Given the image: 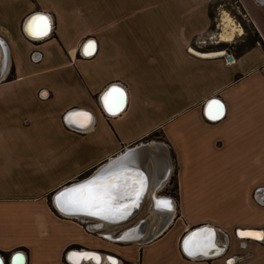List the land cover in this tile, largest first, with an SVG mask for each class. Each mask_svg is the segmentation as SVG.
Returning a JSON list of instances; mask_svg holds the SVG:
<instances>
[{
  "label": "crops",
  "instance_id": "crops-1",
  "mask_svg": "<svg viewBox=\"0 0 264 264\" xmlns=\"http://www.w3.org/2000/svg\"><path fill=\"white\" fill-rule=\"evenodd\" d=\"M217 1L0 0L7 48L0 79L1 256L21 251L24 264H64L67 249L86 248L123 264H264V241L235 234L264 230V191L257 195L264 189V0L218 1L222 8L229 2L235 20L245 15L255 36L243 47L224 45L236 38L217 44ZM35 15L48 18L42 39L26 31ZM112 88L124 92L125 107L115 115L105 109ZM214 100L222 111L211 120ZM80 123L88 128L79 130ZM154 132L162 135L158 151L171 159L177 187L176 196L166 185L155 192L175 208L160 234L144 244H116L102 231L89 232L99 228L96 220L54 208L55 193ZM143 205L163 221L149 195ZM156 227L146 223L144 235ZM196 228L205 229L194 234L201 241L189 247L194 253L225 242L224 251L187 255L184 244L192 245Z\"/></svg>",
  "mask_w": 264,
  "mask_h": 264
},
{
  "label": "water",
  "instance_id": "water-1",
  "mask_svg": "<svg viewBox=\"0 0 264 264\" xmlns=\"http://www.w3.org/2000/svg\"><path fill=\"white\" fill-rule=\"evenodd\" d=\"M49 34V32H48ZM46 34V36L48 35ZM46 36H38L34 37L36 39H42ZM1 40V39H0ZM90 40V39H88ZM87 40V41H88ZM2 41V40H1ZM3 44V46H1ZM0 47H4L5 51L7 48L5 47V43L2 41L0 43ZM5 55L4 50H2V60L0 61V79L5 75L7 66L4 67V58ZM232 59L231 55H227L226 60L230 62ZM7 63V60H6ZM5 68V69H4ZM115 86V85H110ZM125 107V104L123 108ZM123 108L116 111V114L120 113ZM104 112V108L102 109ZM71 112V111H69ZM71 113L66 114L68 116ZM65 116V120H66ZM213 120V119H211ZM86 125L84 128L79 130H86L88 127ZM153 142L154 144H149L148 142L145 143H139L138 145H134L131 148L124 151L121 155H118L114 157L113 159H110L107 161L106 164L101 166L98 170H96L91 176H88L87 178L77 181L75 183L69 184L59 190L57 193H55L51 198V203L54 206V208L61 214L72 217V218H82V219H93L98 222L99 228L97 230H93V232L103 231L104 225L108 226H117L121 225L128 220H130L133 216H135L139 210L141 205L144 202V199L146 195L150 196V199L153 203V210L156 211L157 214H159L163 221L160 222L157 229L150 230L149 232L145 234V221H141L138 224H135L131 227L125 228L121 230L120 232L115 235V237H110V235H103L104 239H107L109 241H112L116 244H131V243H139L144 244L154 237H156L158 234H160L168 225L170 216L174 212V205L172 204L171 199L164 198L160 196H155V192L162 190L164 186L167 183V180L169 178L170 172H171V159L168 157L167 154H163L159 152L158 150L162 149L163 144L159 142ZM159 157H162V159L165 161L164 163H158ZM150 170L152 172L150 173ZM97 179H104V180H110L112 184H119L121 187V190L123 193H126L123 196V199H120L117 201V207L114 209L113 213L108 216L107 219L103 218L105 214H98V215H86L84 212H75V213H69L68 211L61 210V207L58 206V197H61V193L68 191L69 189L75 188L78 185L81 184H87L90 181L97 180ZM141 184L143 185L141 189ZM261 191L263 192L264 189H258L257 195L259 196ZM139 193V199H136V194ZM62 199V197H61ZM262 201H264V198H262ZM162 202H169L170 208L165 206ZM173 205V206H172ZM89 229H93L92 227H89ZM202 228H196L194 229L196 232H194L195 235H199L203 230H199ZM155 230V231H154ZM199 230V231H198ZM244 232H254V233H264V230H257V229H236L235 234L236 236L243 240H254V241H264V239H257L251 236H242L240 233ZM192 240V239H191ZM194 241V240H192ZM227 242V241H226ZM201 247V246H200ZM226 247L225 242L219 247V249L211 246H206L207 253L211 252L212 250H215L213 254L206 255L208 256H216L219 255L224 251ZM202 248V247H201ZM14 254H19L24 257L23 253L21 251H17ZM86 254H92L96 255L101 258H106L110 260V258L114 259L116 261V264H123V261L121 258H119L116 255H113L111 253L102 251V250H89L86 248H72L67 250L65 254V261L66 264H73V258L76 255H86ZM71 258V259H70ZM0 260L4 262V264H13V259H5L3 256L0 255ZM25 262V261H24ZM23 262V264H24ZM81 264V263H79ZM83 264H97V261L95 260H87L86 258L83 259ZM99 264V261H98Z\"/></svg>",
  "mask_w": 264,
  "mask_h": 264
},
{
  "label": "snow or ice",
  "instance_id": "snow-or-ice-1",
  "mask_svg": "<svg viewBox=\"0 0 264 264\" xmlns=\"http://www.w3.org/2000/svg\"><path fill=\"white\" fill-rule=\"evenodd\" d=\"M49 28L48 18L43 15H35L28 22L26 31L29 35L38 37L47 33ZM91 45H89V48ZM105 109L111 114L115 115L116 110L120 108V105L124 101V92L119 88L109 89L104 95ZM209 107L213 108V113L209 115L210 119H216L220 116L222 111V105L219 101H212ZM90 121L88 114H82ZM81 128L85 127L84 123H80ZM143 185L141 184V189ZM123 193L119 184H112L110 180L97 179L90 181L87 184H81L75 188L69 189L66 192L61 193V197H58V206L61 210L68 211L69 213L84 212L86 215H98L105 214L103 218L107 219L111 215L114 209L117 207V201L123 199ZM136 199H139V193L136 194ZM165 206L170 208L169 202H162ZM240 235H253L252 233H240ZM258 239H264V233L255 236ZM211 243L209 247H211ZM184 251L187 255L193 256L192 249L189 248L188 243L184 244ZM200 255H207V252H199ZM92 259L96 260L98 264V258L95 256H81L80 259ZM71 259V258H70ZM23 256L17 254L13 257V264H23ZM0 264H4L0 260ZM73 264H77L76 260H73ZM115 264V261L112 262Z\"/></svg>",
  "mask_w": 264,
  "mask_h": 264
},
{
  "label": "rangeland",
  "instance_id": "rangeland-1",
  "mask_svg": "<svg viewBox=\"0 0 264 264\" xmlns=\"http://www.w3.org/2000/svg\"><path fill=\"white\" fill-rule=\"evenodd\" d=\"M218 1H220V0H218ZM218 1L215 2V4L213 5V9H212V12L213 11L215 12L214 18H215V25L216 26L218 24V19H219V15L221 13V10H227L226 7L230 8V6H228L229 5L228 1L223 2L224 8L221 7V6H223V4H220V2H218ZM225 4H227V6H225ZM230 10H231V8H230ZM233 12H234V10H233ZM229 13L232 15L231 11H229ZM232 16H236V14L232 15ZM236 20H238V22H240V24L242 25V27L245 31V34L242 37H237L232 44H224L227 47H234V46L235 47H243V46L249 44L250 42L254 41L253 37L255 36V34L253 33L252 28L245 22V20H243L241 18V16H239V18L236 17ZM208 48H211V47H208ZM212 48H215V47H212ZM160 136H162L160 134V132H155L152 136L149 137V140L150 141L151 140H154V141L162 140V137H161V139H159ZM175 175H176V171H175V168L173 166V167H171V172H170L169 178L167 180L166 187L164 188L165 191H170L172 195L174 194L173 192H174V188H175V183H174ZM147 199H148V195H147ZM143 219H146L147 228L154 221L156 222V226H157L156 228H158L160 219L157 218V215H155L153 212L148 211V208L146 205H143L141 207L140 211L130 221H128L127 223L118 225V226H104V230L102 231V234L104 236L110 235V237H115V235H117L118 232L123 230L128 224L133 223V222H137V221L143 220ZM110 263H108V264H110Z\"/></svg>",
  "mask_w": 264,
  "mask_h": 264
},
{
  "label": "bare ground",
  "instance_id": "bare-ground-1",
  "mask_svg": "<svg viewBox=\"0 0 264 264\" xmlns=\"http://www.w3.org/2000/svg\"><path fill=\"white\" fill-rule=\"evenodd\" d=\"M220 17H221V19H220V21H221V23H220V27H221V34H220V36H219V41L217 42V44H224V43H232L233 41H234V39L235 38H237V37H242L244 34H245V31H244V29H243V27H242V25L240 24V22L238 23L235 19H234V17L228 12V11H226V10H223L222 12H221V15H220ZM48 32L49 31H47V33L46 34H48ZM220 32V31H219ZM46 34H44V35H41V36H46ZM0 43H2V41L0 40ZM1 46H3V44L1 45ZM2 50H4V52H5V55L3 56V58H4V67L6 66V60H7V50L5 51V48L4 47H0V57H2L1 55H2ZM193 50V49H192ZM223 54V52H220V53H217V54H204L203 56H205V57H211V56H215V55H222ZM233 59V58H232ZM232 59H231V61H232ZM5 69V68H4ZM123 106H124V102L120 105V108L119 109H121V108H123ZM119 109H117L116 111H118ZM86 120H87V118H86ZM161 158V157H160ZM158 162L159 163H163L162 161H161V159H158ZM203 229H205V228H203ZM203 229H201V230H203ZM193 230V229H192ZM199 231V230H198ZM196 232V231H195ZM242 233V232H241ZM244 233H248V232H244ZM253 235H244V236H251V237H254L255 238V236L256 235H258V234H262V233H259V232H257V233H254V232H251ZM198 235V234H197ZM193 237L192 238V240H194L193 242H192V245L190 246V243H189V247L190 248H192V247H194V245H193V243L195 242V243H197V242H201V241H199L198 240V238H195L196 236L194 235V232L193 233H191V235H189L188 236V238L189 237ZM258 239V238H257ZM190 240V239H189ZM205 246V244H203V246H202V251L201 252H204V251H206L207 252V250L205 249V248H203ZM213 247H216V245H214ZM197 253V255H198V253L199 252H196ZM209 253V252H208ZM207 253V254H208ZM81 256H94V255H92V254H86V255H76L74 258H73V260H76L77 261V264H79V263H81V264H83V259H80V257ZM204 256V255H203ZM95 257H97L98 258V261H99V264H108V263H110V261L108 260V259H106V258H101V259H99V257L98 256H96L95 255ZM87 259V258H86ZM87 260H91V259H87ZM96 261V260H95ZM111 264V263H110ZM115 264H116V262H115Z\"/></svg>",
  "mask_w": 264,
  "mask_h": 264
},
{
  "label": "built area",
  "instance_id": "built-area-1",
  "mask_svg": "<svg viewBox=\"0 0 264 264\" xmlns=\"http://www.w3.org/2000/svg\"><path fill=\"white\" fill-rule=\"evenodd\" d=\"M240 16H241V18L243 19V20H245V22H247V20H246V17H245V15H241L240 14ZM259 43V42H258ZM227 63H229L228 61H227ZM262 202H264V201H262ZM93 230L94 229H89V232L91 231V232H93ZM72 249V248H71ZM67 250H69V249H67ZM67 252V251H66ZM66 254V253H65ZM8 259H10V258H8ZM64 264H66V261H65V256H64Z\"/></svg>",
  "mask_w": 264,
  "mask_h": 264
},
{
  "label": "trees",
  "instance_id": "trees-1",
  "mask_svg": "<svg viewBox=\"0 0 264 264\" xmlns=\"http://www.w3.org/2000/svg\"><path fill=\"white\" fill-rule=\"evenodd\" d=\"M154 133H155V132H154ZM154 133H152V134H151V135H149L148 137L152 136ZM161 137H162V136H160V138H159V139H161ZM174 180H175V181H174V183H175V188H174V195L176 196V194H175V193H176V188H177V187H176V177H175V179H174ZM69 249H71V248H69Z\"/></svg>",
  "mask_w": 264,
  "mask_h": 264
},
{
  "label": "flooded vegetation",
  "instance_id": "flooded-vegetation-1",
  "mask_svg": "<svg viewBox=\"0 0 264 264\" xmlns=\"http://www.w3.org/2000/svg\"><path fill=\"white\" fill-rule=\"evenodd\" d=\"M144 141H146V142L150 141L149 137L145 138Z\"/></svg>",
  "mask_w": 264,
  "mask_h": 264
}]
</instances>
